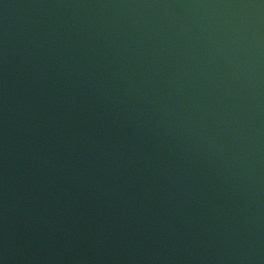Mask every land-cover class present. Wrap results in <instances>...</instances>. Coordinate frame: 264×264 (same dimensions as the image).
Returning <instances> with one entry per match:
<instances>
[{
    "label": "water",
    "instance_id": "1",
    "mask_svg": "<svg viewBox=\"0 0 264 264\" xmlns=\"http://www.w3.org/2000/svg\"><path fill=\"white\" fill-rule=\"evenodd\" d=\"M0 264H264V0H0Z\"/></svg>",
    "mask_w": 264,
    "mask_h": 264
}]
</instances>
